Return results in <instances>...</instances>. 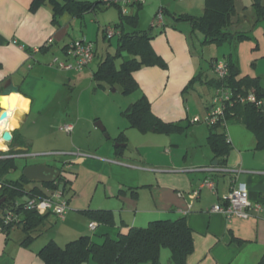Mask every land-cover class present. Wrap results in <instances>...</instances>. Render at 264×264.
Wrapping results in <instances>:
<instances>
[{
  "label": "crops",
  "instance_id": "obj_1",
  "mask_svg": "<svg viewBox=\"0 0 264 264\" xmlns=\"http://www.w3.org/2000/svg\"><path fill=\"white\" fill-rule=\"evenodd\" d=\"M31 2L32 0H0V95L8 82L12 81L18 87V93L11 95H20L29 101L26 112L18 109L12 114L17 126L9 131L10 142L2 141L0 131V152L9 153L8 151L13 150L34 157L45 154L39 149L30 151L36 149L35 139L28 137L23 131L24 122L35 104L34 97H63L64 87L71 89L72 83L75 88L81 82L84 72L88 70L84 68L81 72L59 71L49 65L50 61L53 57L62 59L63 48L73 41L86 40L92 43L87 33L90 26L95 30V37L99 30L102 32L103 27L99 24L96 27L98 21L96 17L92 18L91 12L82 17L62 13L54 21L47 2L35 11L30 10ZM202 3V7L197 6L198 11L201 10L199 14L190 12L192 10L188 12L194 13L193 15L187 12L181 14L200 17L203 14L204 0H201V5ZM261 4L264 7V0H261ZM234 10L235 15L228 32H243L250 39L238 41L234 38L225 42L228 47L220 51L224 58L223 63L226 62L227 56L230 57L239 70L238 78H260L264 84L262 74L258 72V65L264 63V18L256 23L252 0H234ZM158 11L169 13L172 19L178 15L169 4H164L163 8L159 6ZM179 23L173 19L169 24L164 18L161 27H152V20L149 28L144 29L142 26L139 29L138 12L139 30L157 28L160 31L151 40V46L167 67H143L134 72L133 79L137 83V90L133 93H136L137 99L144 96L150 104L151 113L162 122L179 124L184 130L171 134L141 133L127 124V127L119 128L110 134L109 140L115 144L112 151L100 153L105 143L96 126L95 129L89 126L84 131L94 142L91 146H86L76 140L77 136L83 134L80 131L79 116L64 112L53 119V126H57L60 132L62 125L72 126L71 133L62 132L68 139L67 147L72 148L75 144L84 149L59 151L65 154L64 160H61L63 167L66 170L74 169L69 178L66 177L69 181L66 187H69L77 200H72L70 205V200H67L71 207L63 221L52 217L54 222H60L61 225L55 236L51 235L50 239L44 242L40 241V232L28 245L23 246L21 243L25 234L21 225L8 228L0 222V264H42L37 254L50 240L63 247L80 236H88L96 244H102L106 238L116 240L131 228H144L153 221L175 220L181 217L185 218L192 231L193 240V252L187 256L185 264H260L264 255V220L253 216L227 221L222 214L210 213L209 210L222 204L232 188L245 191L250 203H264V150L255 149L254 136L246 128L230 124L226 127V134L232 146L226 160L227 171L213 173L198 170L215 164L207 144L208 127L205 124L204 129L197 124L203 122L208 112L215 107V89L209 87L207 82L211 79L217 80L211 62H219L218 52L211 51L207 64L209 69L204 70L206 64L201 63L202 60L198 58L202 56V52L199 54L193 50L189 41V35L194 33L191 26L189 25L190 32H187L178 25ZM48 40L52 41L48 47L30 59L29 50L42 47ZM199 74L201 81L184 92L188 83ZM203 88L212 92L207 96L210 97L208 101L205 100L206 91H202ZM187 97L193 98L191 103ZM49 101L55 100L50 98ZM56 104H59V101ZM200 105L205 110L203 121L199 117V110L196 109ZM37 109L41 114L46 108L38 106ZM194 118H198L199 122L192 123ZM8 122V116L0 120L5 129ZM186 132L190 137L186 144H183V139L173 137ZM248 132L252 136L248 135ZM121 133L125 136V141L114 143ZM130 139H133V142ZM198 147L201 148L200 153L197 151ZM117 148L121 150L118 151ZM37 165L62 169L61 166L51 163ZM83 172L90 178L92 193L86 206H79L78 198H85V194L82 191H73L72 185ZM206 178L214 182L215 192L205 188L197 191L199 184ZM31 183V187L27 189L42 188L38 181ZM26 198L23 197L20 201L23 202ZM86 211L109 212L112 224L97 222L89 218L85 214ZM1 216L0 210V220ZM51 216H47L40 230L45 226L53 227ZM89 223L96 224L93 231L88 229ZM62 233L64 236L58 240ZM233 239L242 242L237 243ZM83 264L96 263L89 260ZM159 264H174L168 248L160 249Z\"/></svg>",
  "mask_w": 264,
  "mask_h": 264
},
{
  "label": "trees",
  "instance_id": "obj_2",
  "mask_svg": "<svg viewBox=\"0 0 264 264\" xmlns=\"http://www.w3.org/2000/svg\"><path fill=\"white\" fill-rule=\"evenodd\" d=\"M48 3L51 7L54 21L62 13L82 17L84 14L94 12L103 5L102 0L75 1V0H32L30 10L35 11L43 4ZM252 7L255 12L256 23L264 18V7L261 0H252ZM135 8L133 14L122 15L118 10V22L110 27L118 37L117 51L115 55L107 54L97 65L92 73V79L101 87V82L110 86L118 85L124 95L137 90V83L133 79V73L143 67H158L166 69V63L152 49L151 40L154 35L152 29H138V12L142 5L132 6ZM235 15L234 0H204L203 14L200 17H193L187 14L173 17L175 22H186L192 32H199L203 36L201 44L221 45L231 39L246 40L250 37L246 33L228 32ZM102 28L103 39L109 40ZM153 27V26H152ZM66 47V46H65ZM46 48H40V52ZM64 49V48H63ZM126 52L131 58L123 61L119 67L115 66V59ZM94 51V57H95ZM211 62V66H212ZM227 75L222 80L211 79L207 82L209 87L214 89L223 88L231 95V103L224 108V117L216 124L208 126L207 144L213 154V160L217 162L216 167L226 168L227 156L232 149L231 143L226 134V127L230 124H240L252 133L255 139V149L264 150V84L260 78L248 76L238 78L239 70L230 57L225 62ZM201 81V75L194 77L185 87L184 92L191 89L193 85ZM253 95L254 102L246 101L244 104L238 102L239 98L246 99ZM260 103V105H257ZM130 128L141 133H179L184 128L175 123H164L154 116L150 110L148 100L141 96L136 102L130 104L123 112ZM125 136L119 135L113 142L123 143ZM120 151V148H117ZM10 154L19 151H8ZM1 153V152H0ZM64 168V167H63ZM62 168V169H63ZM16 169L15 159L7 158L0 160V210L14 211L21 214V220L15 224L4 225L13 227L21 225L25 236L22 245H28L40 234V227L44 224L50 213L40 215L38 212L15 209V204L21 202L23 197L47 196L49 191L59 189L63 185L62 195L69 181L63 175L57 183H41L42 188L33 187L26 189L25 186L31 181L26 180L22 175L15 181L6 179V175ZM45 190V191H44ZM85 214L97 222L112 224V216L106 211H86ZM237 243L242 241L233 239ZM161 248H168L171 252V260L174 264H185L187 256L193 252L192 231L187 226L185 218L175 220H157L150 222L144 228H131L124 235H119L116 240L106 238L102 244H96L88 236H80L69 241L63 247L58 246L54 241L47 242L38 252L42 264H83L89 260L96 264H159V253ZM264 264V255L260 260Z\"/></svg>",
  "mask_w": 264,
  "mask_h": 264
},
{
  "label": "rangeland",
  "instance_id": "obj_3",
  "mask_svg": "<svg viewBox=\"0 0 264 264\" xmlns=\"http://www.w3.org/2000/svg\"><path fill=\"white\" fill-rule=\"evenodd\" d=\"M147 3H146V2ZM199 3V4H198ZM163 4V5H161ZM164 4H169L173 10H175L176 14L181 15V13L187 12L188 14H194L190 12H195L196 14H199L201 12V8L198 11V7L203 6V3L201 5V0H144L142 4V9L139 11V29L144 27V29L149 28L151 21L154 18V15L156 14L157 10H159V6L163 8ZM155 6V7H154ZM135 8H129L128 14L131 12H134ZM167 9H165L166 11ZM192 10V11H190ZM197 10V11H196ZM165 11L162 13V22L165 18V21L167 23H172L173 19L172 16L169 13H165ZM171 11V10H170ZM190 11V12H188ZM93 17L97 18L98 23L97 25L104 26H111L114 23L118 22V10L112 7H106L105 5H100L98 9H96L94 12H91L90 14ZM88 24V21H86ZM95 24V23H94ZM91 24V25H94ZM182 28H184L187 32H190V26L186 22H180L178 24ZM87 31V30H86ZM94 29H92V26L88 28V35L89 38L92 41L93 47L96 52V56L93 59V61L85 68L87 72H84V76L79 82V84L74 88V85L71 83L70 88H67V86L64 87V96L63 97H34L35 98V104L33 106V110L31 114L28 116L27 120L24 122L23 131L28 134V137L34 138L36 145V149L30 150L31 152H34L35 150L39 149L45 152L43 155H37L34 157L29 158H16V169L13 171H10L5 177L7 180L15 181L22 175V171L24 167L37 164H48L51 163L52 165L61 166L62 161L64 160L65 156H55L51 155L50 153H56L61 150H67V149H73L74 151H77L79 149L84 150L79 145H73L72 148L67 147L68 139H66L65 134L60 132L58 130L57 126H53V119H56L60 114L64 112H69L70 114L77 115L81 119L79 126L81 127L80 131L83 132V134L76 137V140L81 142L82 144L88 146L92 145L94 142L88 137V133L86 129L90 126L92 129H95V123L100 122L103 127L105 128V134L108 137L104 136V133H102L100 130L99 135L104 137L103 142L105 143V147L100 150V153L105 152L106 150L113 149V145L110 138V134H112L114 131L118 130L119 128H125L127 127V121L122 116V112L132 103L136 102L137 98L136 93H130L128 95H124L121 92V88L118 85L110 86L106 82H101V87H98V84L95 83L92 79V73L97 69L98 63L107 55H115L117 51V43H118V37L114 36L110 38L109 40L105 39L103 40L102 32L99 30L98 34L94 35ZM160 31L157 30V28H153L152 33L153 35L158 34ZM96 38V39H95ZM95 39V40H94ZM189 41L192 45L193 50L202 52V56L199 57V60L201 59L202 62L206 64L204 66V70H208V62L210 61V55L212 52H218L217 58L219 62H223L224 58L222 57V54L220 53L221 49H224L228 47V44L223 43L221 45L217 44H201L203 41V36L199 32H194L192 35H189ZM212 51V52H211ZM54 58V57H53ZM52 58V59H53ZM60 58V57H58ZM131 57L126 53L122 52L121 56L116 58L114 63L115 66L118 68L119 65L125 61L130 59ZM200 60V61H201ZM258 72L262 74V78L264 81V63H260L258 65ZM67 84V83H66ZM199 87V86H196ZM47 91H51L50 89H47ZM202 91H206V89H202ZM212 93L210 90L207 89L205 100H210L209 94ZM71 96V97H70ZM50 98H52L55 101L50 102ZM189 103L192 101V97H187ZM59 101V104H56V102ZM50 102V103H49ZM205 102V101H204ZM38 106L45 107L44 111H41V114H39L37 111ZM199 110L200 118L203 121V116L205 114V110L203 106H199V108H196ZM235 124V123H234ZM233 124V125H234ZM236 125V124H235ZM240 125V124H237ZM197 126H202L205 129V123L201 122L200 124H197ZM239 128V126H235ZM241 127V126H240ZM243 129V128H242ZM129 130V129H128ZM97 131V130H95ZM130 131V130H129ZM249 133V132H248ZM80 134V133H79ZM248 135H251L250 133ZM252 136V135H251ZM250 136V138H251ZM173 137H178L183 139V144H186L190 139L187 132L183 134H177ZM113 138V137H111ZM179 139V142L181 141ZM133 142V139H130ZM70 141V139H69ZM206 147V144H204ZM200 147H198L197 151L200 153ZM207 149V148H205ZM92 151H96V149H91ZM33 154V153H32ZM49 154V155H47ZM35 155V154H34ZM63 159H60L62 158ZM63 175L67 178H69L70 173H73L74 169H65L63 168ZM89 176L81 173L77 180L74 181L72 185L73 191L76 192H83L85 194V198H78L79 206H84L87 204L90 200L91 193H92V187L89 184ZM36 183V182H35ZM31 182L28 183L25 188L31 187ZM74 195V194H73ZM72 195V191L69 190V187H66L65 192L62 195V200L66 201L70 200L69 205L77 200L75 196ZM73 200V201H72ZM68 207V211L71 206ZM86 206V205H85ZM55 216H51L50 221H52V228H47V226L43 227L42 230H40L41 234L39 236L40 241L49 240L50 236L54 235L55 232L58 229V227L61 225L60 222H54L53 218ZM64 236L62 233L58 240H61V238Z\"/></svg>",
  "mask_w": 264,
  "mask_h": 264
},
{
  "label": "built area",
  "instance_id": "obj_4",
  "mask_svg": "<svg viewBox=\"0 0 264 264\" xmlns=\"http://www.w3.org/2000/svg\"><path fill=\"white\" fill-rule=\"evenodd\" d=\"M144 0H102L103 5L106 7H112L120 11L122 15L128 13V9L132 6L138 4H143ZM162 26V11H158L153 19V27ZM105 36L110 39L115 36L116 32L110 26H106L104 29ZM51 40L46 41L42 48L48 47L51 43ZM41 47H33L29 50V58L32 59L33 56L40 52ZM94 59V47L91 42L86 40L73 41L66 45L63 49V58L54 57L50 61V66L54 67L59 71H73L81 72L85 67H87ZM30 68V65H28ZM212 71L216 75L217 79L222 80L227 75V68L223 62H213ZM232 95L231 93L223 88L215 89L213 97V107L207 114L204 119V123L208 126L216 124L219 120L224 117V108L226 104L231 103ZM246 101L254 102L253 95H248L246 99L239 98L238 102L244 104ZM260 105V103H257ZM199 122L198 118H194L192 123ZM62 132L67 134L71 133V125H62L60 127ZM3 141V140H2ZM51 155L61 156L65 155L61 152L50 153ZM49 155V154H47ZM31 155L28 153H15L10 154L1 152L0 160L7 158H29ZM199 171L203 172H219L224 173L227 171L226 168H219L216 166H210L206 168H200ZM207 189L211 192H215V184L210 178L204 179L197 189ZM50 195L47 196H31L27 197L23 202H18L15 204V209L22 208L23 210H30L35 212H45L50 213L55 216L56 219L63 221L65 215L68 211L67 202L62 200V191L55 190ZM210 213H220L222 214L227 221H230L233 218H248V217H258L264 220V203L255 202L250 203L248 195L245 191L232 188L224 197L222 204L213 206L210 210ZM21 214L14 211H5L1 216V221L4 225L15 224L20 222ZM95 223H89L88 229L93 231L95 229Z\"/></svg>",
  "mask_w": 264,
  "mask_h": 264
},
{
  "label": "water",
  "instance_id": "obj_5",
  "mask_svg": "<svg viewBox=\"0 0 264 264\" xmlns=\"http://www.w3.org/2000/svg\"><path fill=\"white\" fill-rule=\"evenodd\" d=\"M18 93V87L13 84L12 81H9L8 84L3 88L2 93L0 96H9L11 94ZM2 118H6V107H0V120ZM95 126L102 132L105 131V128L100 122L95 123ZM107 137L106 134H104ZM1 138L4 143H8L11 140V134L9 131H3L1 134ZM217 163L213 166H216ZM63 170L57 167H50L45 165H30L23 169L22 176L28 181H38L40 183H57L59 179L63 176ZM63 190V185L59 186V191ZM53 192L49 191L51 195ZM2 199L0 202H3Z\"/></svg>",
  "mask_w": 264,
  "mask_h": 264
},
{
  "label": "clouds",
  "instance_id": "obj_6",
  "mask_svg": "<svg viewBox=\"0 0 264 264\" xmlns=\"http://www.w3.org/2000/svg\"><path fill=\"white\" fill-rule=\"evenodd\" d=\"M0 100H2L3 105H6L8 108V124L7 128L5 129L2 124H0V131H11L17 126V122L15 119L12 118V112L14 110H23L27 111V105L29 101L27 99L22 98L20 95H9V96H0ZM2 107V106H0Z\"/></svg>",
  "mask_w": 264,
  "mask_h": 264
},
{
  "label": "bare ground",
  "instance_id": "obj_7",
  "mask_svg": "<svg viewBox=\"0 0 264 264\" xmlns=\"http://www.w3.org/2000/svg\"><path fill=\"white\" fill-rule=\"evenodd\" d=\"M15 111V110H14ZM14 111L12 112V114L14 113ZM6 116H8V108L6 107ZM3 131H1L2 133Z\"/></svg>",
  "mask_w": 264,
  "mask_h": 264
},
{
  "label": "snow or ice",
  "instance_id": "obj_8",
  "mask_svg": "<svg viewBox=\"0 0 264 264\" xmlns=\"http://www.w3.org/2000/svg\"><path fill=\"white\" fill-rule=\"evenodd\" d=\"M0 106H2V107H7L6 105H3L2 100H0Z\"/></svg>",
  "mask_w": 264,
  "mask_h": 264
}]
</instances>
